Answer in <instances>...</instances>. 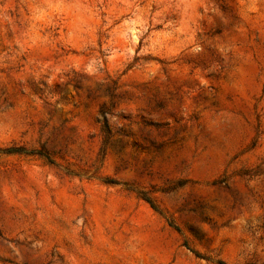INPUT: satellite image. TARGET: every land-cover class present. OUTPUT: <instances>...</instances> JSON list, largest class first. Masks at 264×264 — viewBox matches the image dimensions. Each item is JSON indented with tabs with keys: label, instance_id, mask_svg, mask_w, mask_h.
<instances>
[{
	"label": "rangeland",
	"instance_id": "rangeland-1",
	"mask_svg": "<svg viewBox=\"0 0 264 264\" xmlns=\"http://www.w3.org/2000/svg\"><path fill=\"white\" fill-rule=\"evenodd\" d=\"M0 264H264V0H0Z\"/></svg>",
	"mask_w": 264,
	"mask_h": 264
}]
</instances>
